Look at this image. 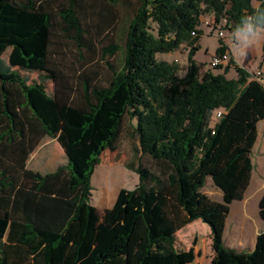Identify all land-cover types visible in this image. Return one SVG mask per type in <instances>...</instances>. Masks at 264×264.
Masks as SVG:
<instances>
[{
  "label": "trees",
  "instance_id": "16d2710c",
  "mask_svg": "<svg viewBox=\"0 0 264 264\" xmlns=\"http://www.w3.org/2000/svg\"><path fill=\"white\" fill-rule=\"evenodd\" d=\"M110 1L137 4L124 47L101 49L102 59L123 51L122 67L106 62L105 87L94 83L95 75L80 74L74 101L59 90L49 95L45 81L61 87L50 62L55 30L79 51H94L79 17L87 0H0V264H183L176 234L197 220L210 228L215 264H264V232L250 252L224 245L231 205L244 199L251 182L264 86L235 63L224 42L216 53L229 54L222 74L201 73L195 60L203 17L225 22L232 33L263 28L264 0ZM110 16L107 27L115 20ZM182 46L188 68L179 77L178 66L157 55ZM231 69L234 79L226 77ZM19 71L41 80L28 83ZM126 115L136 121L141 153L168 162L173 173L157 188L147 167L129 165L138 187L121 189L100 217L91 178L104 151H116ZM44 137L58 141L68 163L43 176L27 160ZM208 179L222 193L220 202L202 192ZM259 214L264 221V195Z\"/></svg>",
  "mask_w": 264,
  "mask_h": 264
},
{
  "label": "rangeland",
  "instance_id": "374dc122",
  "mask_svg": "<svg viewBox=\"0 0 264 264\" xmlns=\"http://www.w3.org/2000/svg\"><path fill=\"white\" fill-rule=\"evenodd\" d=\"M253 6L256 8L258 3L254 2ZM136 9V3L130 6H124L121 4L113 5L110 0H87L86 8L79 10V17L83 28L87 32L86 39L91 42L94 50L93 52L87 50L79 51L75 44L67 40L58 30H55L52 37V55L50 56V62L51 66L57 71L60 77L59 83L61 87H56L51 80H47L45 81L47 93L53 95L56 90H59L61 94H69L70 98L74 101H78V78L83 72L89 75H95V84L104 87L107 86L111 77V72L106 62H109L119 70L123 64V51H119L113 57L102 59L101 49L111 44H117L121 48L124 47L126 31L130 20L136 13ZM111 13L115 14V20L112 22L111 27H107V23L109 19H111ZM53 21L58 24L61 23L59 17H55ZM224 25L225 23L216 25L212 16H205L202 18L200 30L203 32V35L199 41L200 51L196 55V58L199 60L198 65L201 68V73L208 70H212L215 74L223 73V68L225 66H221L219 69H213L210 66L211 57L216 55L221 46V42L230 46L229 50L231 56H234L240 63L244 62V58H254L257 63L263 58V53H260V55L253 53V47L250 43L253 41L252 43L255 44L257 41L262 40L263 36L260 37V35H264V28L253 29L247 26V38L245 39V33L243 32L239 35L240 39L238 40L235 33L226 29ZM151 30L155 34L156 25L152 24ZM221 32L224 34L223 36L220 35ZM8 53L9 52L2 57L6 64L8 63ZM157 59L178 66V76L183 77L188 68V48L182 46L178 51L173 53L158 54ZM257 67H259V63L250 67V71L256 70ZM19 72L23 75L22 77L25 80H28V83L41 80L38 73ZM226 77L228 79H234L235 71L231 69ZM69 87L72 88V91L68 90ZM216 123L217 119L214 115L211 123L212 127H214ZM135 124V120H131L128 115L125 116L122 123L121 134L116 143V151H104L101 156V162L91 178V204L97 209L100 217L103 215L104 211L114 203L121 189L131 191L138 187L139 176L136 172L128 169L129 165L137 167L141 163L144 167H147L153 176L160 182L158 184H152V186L157 188L168 185L169 177L173 173V168L168 162L153 160L150 156L141 153L139 141L134 132ZM47 141L49 143L47 148L49 147L52 149L53 146L56 145V141L53 139H48ZM55 155L54 153V156ZM43 161H46V159L43 158V160H41L37 157L32 164L36 165L38 162L43 164ZM58 163L62 167L67 166V161L64 157L58 158ZM202 191L213 201L220 202V195L212 186L211 179H208ZM238 214V207H234L229 217V228L226 235L227 244L234 243L230 227ZM235 244L237 247L239 246L236 241ZM251 244L252 243L249 244L245 241L240 246L244 247L246 252H249L251 250ZM175 246L181 251V257L183 256V259L189 258L190 254L200 249L204 254L201 253V258L204 260L203 264H209V252L211 248L216 249V246L211 241L209 226L202 223L200 220L193 222L190 226L179 232Z\"/></svg>",
  "mask_w": 264,
  "mask_h": 264
},
{
  "label": "crops",
  "instance_id": "0c3cea01",
  "mask_svg": "<svg viewBox=\"0 0 264 264\" xmlns=\"http://www.w3.org/2000/svg\"><path fill=\"white\" fill-rule=\"evenodd\" d=\"M247 26H249V25H246L244 27L243 31L235 33L238 40L240 39L239 35L244 32V30L246 29ZM249 27H252V26H249ZM256 29H262V28H256ZM261 36H263L262 40L257 41V43H255V44L252 43L253 41H251V43H250V45L253 47V49H252L253 53L257 54V55H260V53H263L264 35H260V37ZM254 38H256V37H254ZM228 47L230 49V46H228ZM246 47H248V46H246ZM198 52H197V54H198ZM242 52H243V49H242ZM233 58L235 60V63L239 67L249 71L250 73L255 72V70L250 71V67H253V66H255V64L257 65L259 63V67H257V68H260L261 63H262V60H260V62L257 63V61H255L254 58H250V59L244 58V62L240 63L234 56H233ZM195 60L197 63H199V60L196 58V56H195ZM235 78H236V75H235ZM48 139H53V138L44 137L40 141V143L36 147V149L31 153V155L29 156V158L27 160V168L29 170L36 172V173H39L43 176L47 175V174L54 173L60 167H62L58 163V158L64 157L67 161V157H66V154L64 152V149L62 148V146L58 143V141L56 139H53L56 141V145H54L52 149H50L49 147L47 148V146L49 144L47 141ZM54 153L57 156L56 155L54 156ZM37 157H38V159H41V160H43V158H45L46 161H43L44 162L43 164L38 162V164L33 165L32 162H34ZM251 157H252V161L254 164V169H253L249 188H248L247 193H246V195L242 201L234 202L231 205V210H230V214H229V217H230V215L232 214L233 208L238 207L239 214L234 218L233 223L230 227V232H231L232 238L234 239V243L233 244L232 243L227 244V242H226L227 230L229 228V224H228L229 223V217H228L227 222H226V229H225V234H224V245L226 247L234 249L238 252L245 251L244 247L240 246L245 241L249 244L252 243L251 244V250H250V251H252L254 249L257 236L260 233L264 232V221L260 218V214H259V203H260L262 196L264 195V120H262L258 124V138H257L256 144L254 146ZM207 182H208V180H207ZM207 182H206V184H207ZM211 184H212V182H211ZM212 186H213V184H212ZM214 189L219 193L220 201H221L222 200V193L218 189H216L215 187H214ZM110 207H108V208H110ZM191 224H189L188 226H190ZM188 226H186V227H188ZM185 228H183L182 230H184ZM182 230H180L179 232H181ZM179 232L176 234V239H177ZM211 241H212V237H211ZM235 241L238 242V244H239L238 247L235 244ZM179 252L181 253V251H179ZM201 253L203 254V252H201L200 249L199 250L197 249V251L195 253H192L194 258L189 257V258L183 259L184 260L183 264H203L204 260H202V258H201ZM206 253H207V251H206ZM209 253H210L209 264H215L216 263V257H217V249L211 248V251Z\"/></svg>",
  "mask_w": 264,
  "mask_h": 264
},
{
  "label": "built area",
  "instance_id": "2783aa9c",
  "mask_svg": "<svg viewBox=\"0 0 264 264\" xmlns=\"http://www.w3.org/2000/svg\"><path fill=\"white\" fill-rule=\"evenodd\" d=\"M220 35L223 36L224 34L221 32ZM228 62H229V54L226 53L224 55H215L211 57L210 65L214 68H217L228 65ZM254 76L255 79L264 86V66L257 68L254 72ZM221 115H222V111L221 110L217 111L216 119H218Z\"/></svg>",
  "mask_w": 264,
  "mask_h": 264
},
{
  "label": "clouds",
  "instance_id": "9594fccd",
  "mask_svg": "<svg viewBox=\"0 0 264 264\" xmlns=\"http://www.w3.org/2000/svg\"><path fill=\"white\" fill-rule=\"evenodd\" d=\"M247 32H248V29H245V30H244V33H245V39L247 38Z\"/></svg>",
  "mask_w": 264,
  "mask_h": 264
}]
</instances>
